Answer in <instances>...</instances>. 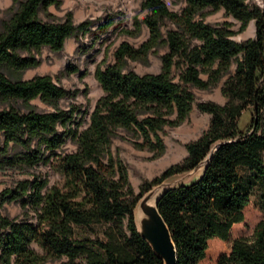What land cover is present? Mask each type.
<instances>
[{"label":"trees","instance_id":"obj_1","mask_svg":"<svg viewBox=\"0 0 264 264\" xmlns=\"http://www.w3.org/2000/svg\"><path fill=\"white\" fill-rule=\"evenodd\" d=\"M59 1L11 0L0 16V169L17 167L29 174L0 189V206L16 201L21 208L15 216L0 208V264H51L55 259L60 264H162L137 232L135 202L153 184L195 167L217 143L197 180L169 187L156 200L176 249L174 264H197L209 239L228 238L232 225L244 220L256 178L262 218L251 236L234 237L229 253H220L214 264H264V5L180 0L184 4L175 11L163 0H141L142 19L133 29H121L137 35L142 23L149 36L137 46L121 40L112 61L95 64L102 93L87 112L74 100L59 103L73 99L77 89H67L50 74L23 77L27 67L39 63L41 47L56 51L67 38L87 32L93 45L114 21L107 15L102 21L75 22L70 12L56 18L48 7ZM218 9L233 16L239 28L233 30L228 21H205L207 10ZM250 20L254 35L234 39ZM160 49L157 72L140 73L126 65ZM77 69L68 66V71ZM219 81L225 101L196 102L210 118L208 127L185 143L183 161L168 165L135 194L126 165L112 151L113 139L160 154L165 145L159 132L189 114L195 102L192 88H211ZM32 98L51 109H39ZM67 140L74 149L64 148ZM44 164L59 182L27 171ZM245 166L252 175L239 172ZM94 224L102 226L104 238L81 234Z\"/></svg>","mask_w":264,"mask_h":264},{"label":"rangeland","instance_id":"obj_2","mask_svg":"<svg viewBox=\"0 0 264 264\" xmlns=\"http://www.w3.org/2000/svg\"><path fill=\"white\" fill-rule=\"evenodd\" d=\"M141 0H60L58 4L50 5L48 10L56 18H61L66 12L71 13V17L75 22L85 20L86 18L102 21L105 16H110L114 19L113 23L109 26L106 32H103L99 39L91 45L92 36L91 32L79 34L77 36L69 37L65 40L61 49L53 51L48 47H41L38 57L39 63L27 67L23 73V77H30L33 74L48 73L52 78L60 82L64 87L69 90L77 89V93L72 98H62L59 103L67 105L69 101H76L81 104L82 108H86L87 112L92 108L95 100L102 93L99 82L94 76L95 64L102 61L113 60L114 48L121 40H126L133 46H137L143 40L147 39L149 34L144 24L139 25L137 35L126 34L121 27L133 29L135 20H141L142 16L146 13L141 8ZM171 10L179 11L180 7L184 4L180 0H163ZM11 0H0V16L4 15V10L8 8ZM250 3H258L264 5V0H249ZM205 21L208 22H223L228 21L233 30L239 28V22L229 14L223 12L222 9L207 10L204 15ZM170 25L167 21L162 27ZM95 26L92 27L94 29ZM255 33L253 20L233 34L236 40L251 37ZM78 45H84L85 50ZM164 49L157 52H149L146 60H128L126 65L128 68L142 72H157L160 69V54ZM75 65L78 67L76 71H68V66ZM85 71L83 75L81 72ZM205 78V74H201ZM222 81L213 85L211 88H192L195 94V102L192 105L189 114L177 125L165 126L160 131L162 141H164V150L155 156L147 149L135 148L131 142L123 138H115L111 142V148L114 154L120 158L126 165L128 180L137 194L140 191V186L145 182H150L154 177L161 174L168 165L173 163L182 162L187 151L185 143L189 140L196 139L198 135L208 127L210 114L201 111L196 107V102L199 100H210L218 103L225 101L224 95L220 91ZM31 102L35 103L39 109H51V106L41 101L38 98H32ZM89 113H86L85 119L88 118ZM66 150H72L75 145L70 140L64 143ZM263 164H264V151ZM35 171L46 173L49 177V183L59 182V175L53 171L47 164L37 167L29 168L27 171ZM239 172L243 175H252L253 171L249 168L238 167ZM29 174L26 170L14 167V169H0V189L4 186L13 185L16 179L28 177ZM191 177H182L177 175L165 181V185L169 183L189 180ZM252 188L249 191V202L243 209L244 220L235 222L230 229V234L227 239L214 237L208 240L207 250L205 256L197 264H214L220 253H229L231 241L236 236H251L255 224L262 218V210L260 207L259 195L261 193V185L258 178L253 179ZM2 212L10 216L19 214L21 208L16 201L4 202L0 206ZM102 226L94 224L92 229H81V234L90 238L100 237L104 238L101 234ZM36 250L40 251L36 243H32ZM51 264H60V260L55 259L50 261Z\"/></svg>","mask_w":264,"mask_h":264},{"label":"water","instance_id":"obj_3","mask_svg":"<svg viewBox=\"0 0 264 264\" xmlns=\"http://www.w3.org/2000/svg\"><path fill=\"white\" fill-rule=\"evenodd\" d=\"M217 144L212 147L195 167L184 170V172L181 173L171 174L162 181L153 184V186L143 192L135 202L133 220L137 232L146 239L150 248L161 258L162 264L175 263L176 249L169 228L158 211L156 200L165 190L169 189V187L190 184L197 180L202 173L203 166L211 157L210 155ZM177 175L191 178L189 180H182L165 185V181Z\"/></svg>","mask_w":264,"mask_h":264}]
</instances>
